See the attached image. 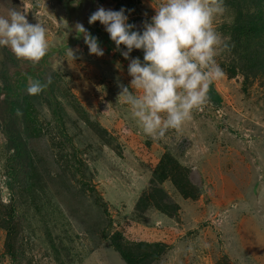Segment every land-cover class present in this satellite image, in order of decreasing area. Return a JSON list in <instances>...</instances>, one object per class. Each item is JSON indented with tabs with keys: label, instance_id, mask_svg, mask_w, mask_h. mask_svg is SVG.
I'll list each match as a JSON object with an SVG mask.
<instances>
[{
	"label": "rangeland",
	"instance_id": "rangeland-1",
	"mask_svg": "<svg viewBox=\"0 0 264 264\" xmlns=\"http://www.w3.org/2000/svg\"><path fill=\"white\" fill-rule=\"evenodd\" d=\"M66 2L0 0V15L23 11L30 23L41 20L47 25L54 56L44 64L47 76L57 80L56 94L69 114L67 127L76 148L75 155L60 153L42 131L33 155L37 179L44 183L34 191L20 184L11 190L4 184L9 152L0 122V204L16 208L21 253L16 260L8 254L0 216V264H126L110 246L111 233L96 235L102 215L84 180L108 204L111 230L123 231L131 240L163 244L159 258L147 264H264V44H250L248 53L240 48L249 63L236 64L237 55L222 34L229 20L224 11L215 21L226 45L216 55L224 75L213 82L223 104L206 101L180 128L153 140L131 117L123 98L118 99V82L128 85L131 80L130 61L115 51L99 21L88 30L99 38L104 56L89 55L84 40L69 38L70 29L63 26L68 22L72 27ZM110 2L97 4V9H112ZM161 2L138 0L135 15L143 17L141 29ZM2 50L0 46V57ZM27 101L26 96L14 100L24 116ZM39 108L38 122L51 121L46 105ZM166 155L187 172L178 182L183 193L173 178L156 181L155 170ZM154 186L164 195L165 211L160 205L139 210L142 193Z\"/></svg>",
	"mask_w": 264,
	"mask_h": 264
},
{
	"label": "clouds",
	"instance_id": "clouds-1",
	"mask_svg": "<svg viewBox=\"0 0 264 264\" xmlns=\"http://www.w3.org/2000/svg\"><path fill=\"white\" fill-rule=\"evenodd\" d=\"M154 8L155 14L143 22L142 29L129 22L133 10L126 7L101 6L88 22L99 21L115 51L130 61L131 80L128 85L118 82V99L122 97L130 107L143 133L158 140L190 120L206 102L210 85L223 77L216 55L226 45L215 21L225 8L224 0H163ZM63 26L72 30L68 22ZM75 32L77 39L83 37L89 55L104 56L99 38L82 23L75 24ZM0 46L10 47L17 58L38 63L50 48L47 25L41 20L30 23L26 12L11 10L8 16L0 15ZM134 50L142 51V59L132 58ZM51 83V79L47 84L29 81L27 92L39 94Z\"/></svg>",
	"mask_w": 264,
	"mask_h": 264
},
{
	"label": "trees",
	"instance_id": "trees-1",
	"mask_svg": "<svg viewBox=\"0 0 264 264\" xmlns=\"http://www.w3.org/2000/svg\"><path fill=\"white\" fill-rule=\"evenodd\" d=\"M107 1L110 0H95L94 6ZM111 1L110 7L113 10H119L121 7L132 9L129 22L135 23L140 28L143 17L135 15L138 0ZM224 2L227 3V7L224 8L229 13V20L224 23L222 34L226 38L228 49L237 55L233 61L242 67L246 60L247 64L249 63L245 53H248L247 49L250 44L254 46L264 44V0H224ZM95 10H97V6ZM98 27L104 29L101 24H98ZM104 32L109 36L105 30ZM121 47L126 50L124 46ZM240 48H244L245 53L241 52ZM2 51L3 56L0 57V94H4L5 98L0 99V122L6 135V148L9 152L5 164L4 184L11 190L20 184L22 188L34 191L36 190L34 186L40 187L44 183L37 179L40 172L37 171L36 156L33 155L34 144L38 141L42 131H45L51 138V143L58 149V152L64 151L68 155H75L76 148L72 134L67 127V121L70 117L56 94L57 80L47 76L49 69L44 62L48 58H53L54 55L51 52H48L41 61L35 63L38 65L35 67L33 62L17 58L10 47L3 46ZM132 55L133 58L140 56L142 59L143 57L141 50H134ZM49 79L52 83L45 87L41 93L28 94L29 81L39 80L41 83L47 84ZM22 96L28 98L26 116L14 103V100L22 98ZM206 101L216 107L223 104V98L214 83L209 87ZM41 105H46L51 112L52 120H49L48 123L38 122L37 115L41 113L39 108ZM76 110L78 111V108ZM164 158L165 160L161 162L160 167L155 170L156 181L164 183L170 180L172 182L171 178H173L172 183L179 192L183 193L184 188L178 182L181 181V177L187 176V172L182 170V166L173 157L166 155ZM77 171L78 166L76 167ZM83 183L86 186L88 196L91 197L93 205H95L94 208L99 210L102 215L97 226L101 233L95 231L96 235L100 238L101 235L106 237L107 234L111 233V237H109L110 246L118 252L126 264H147L151 260H157L163 251V244L141 239L131 240L123 231L111 230L114 226V220L108 211V204L99 196L98 191L89 183V180H84ZM150 188L144 191L139 198V210H144L149 205H160L157 207L161 211H165L167 204L164 201V195L160 196L161 189L155 186ZM0 210H3L0 216L5 222L7 232V251L16 260L17 256L21 255L18 242L20 223L18 222L17 211L14 204L9 206L0 204Z\"/></svg>",
	"mask_w": 264,
	"mask_h": 264
},
{
	"label": "water",
	"instance_id": "water-1",
	"mask_svg": "<svg viewBox=\"0 0 264 264\" xmlns=\"http://www.w3.org/2000/svg\"><path fill=\"white\" fill-rule=\"evenodd\" d=\"M76 0H67L66 6L69 12V18L71 25L75 29L77 22L82 23L85 28L89 29V16L92 14L95 0H80L77 6H73L72 3Z\"/></svg>",
	"mask_w": 264,
	"mask_h": 264
},
{
	"label": "flooded vegetation",
	"instance_id": "flooded-vegetation-1",
	"mask_svg": "<svg viewBox=\"0 0 264 264\" xmlns=\"http://www.w3.org/2000/svg\"><path fill=\"white\" fill-rule=\"evenodd\" d=\"M79 1H80V0H78V3H79ZM77 5H78V4H77ZM70 28H71L72 30L70 31V33H71L70 35H71V36H70L69 38L73 39V36H76V32H75V29L73 28V26H72V27L70 26ZM75 40H76L77 42H81V41L83 40V37L81 36L79 39L76 38ZM70 44H72V42H70Z\"/></svg>",
	"mask_w": 264,
	"mask_h": 264
}]
</instances>
